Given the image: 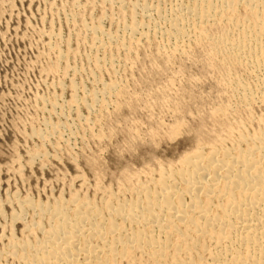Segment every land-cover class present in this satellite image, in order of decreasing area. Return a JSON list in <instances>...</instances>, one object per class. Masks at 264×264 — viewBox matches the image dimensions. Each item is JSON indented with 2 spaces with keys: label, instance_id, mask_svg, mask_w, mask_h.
<instances>
[{
  "label": "bare ground",
  "instance_id": "bare-ground-1",
  "mask_svg": "<svg viewBox=\"0 0 264 264\" xmlns=\"http://www.w3.org/2000/svg\"><path fill=\"white\" fill-rule=\"evenodd\" d=\"M116 5L121 35L105 32L101 18L82 26L93 47L107 52L116 46L132 55L140 43L159 37L170 56H189V46L203 50L214 63L209 65L229 80L235 105L211 110L210 119L220 120L218 133L210 136L201 128L175 163L141 168V182L124 175L121 191L92 200L74 192L46 204L15 200L12 224L23 223L24 234L39 232L41 238L16 241L10 235L7 255L17 264H264V129L249 132L233 117L237 108L264 111V0H176L170 8L139 1L125 13L121 1ZM99 61L94 60L98 70ZM234 71L250 83L233 81ZM68 85L67 109L104 112L109 99L116 109V83L81 98ZM59 128L50 126L48 135ZM33 135L47 138L40 131ZM39 152L30 161L44 156Z\"/></svg>",
  "mask_w": 264,
  "mask_h": 264
},
{
  "label": "rangeland",
  "instance_id": "rangeland-1",
  "mask_svg": "<svg viewBox=\"0 0 264 264\" xmlns=\"http://www.w3.org/2000/svg\"><path fill=\"white\" fill-rule=\"evenodd\" d=\"M116 1L123 3L124 13L139 1L165 8L176 2L0 0V264H17L7 255L10 235L16 241L41 238L39 232L24 234L23 223L12 224V214L18 213L15 200L46 204L74 192L92 200L104 191H121L124 175H137L141 182L146 167L175 163L201 128L212 131L210 136L218 133L220 120L210 119V112L235 105L229 80L203 50L189 46L187 58L171 57L158 36L140 43L132 55L116 46L107 52L93 47L82 26L100 18L105 32L121 35ZM94 60L101 62L99 70ZM234 73L233 81H249L242 72ZM108 83L120 88L116 109L110 99L104 112L67 109L68 84L81 98ZM241 110L233 117L247 131L264 129L261 108ZM50 126H59V132L48 135ZM34 131L47 134L46 141ZM34 151H43L44 158L30 161ZM30 217L25 213L24 222L30 223Z\"/></svg>",
  "mask_w": 264,
  "mask_h": 264
}]
</instances>
